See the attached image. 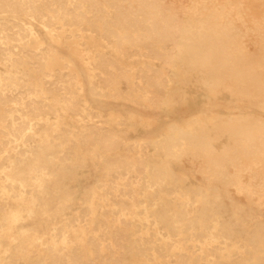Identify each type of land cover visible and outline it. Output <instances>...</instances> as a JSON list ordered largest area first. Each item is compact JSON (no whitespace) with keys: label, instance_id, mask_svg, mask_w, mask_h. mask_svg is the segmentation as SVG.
<instances>
[{"label":"bare ground","instance_id":"6f19581e","mask_svg":"<svg viewBox=\"0 0 264 264\" xmlns=\"http://www.w3.org/2000/svg\"><path fill=\"white\" fill-rule=\"evenodd\" d=\"M108 40L264 103V0H0V264H264V116L130 136L189 94Z\"/></svg>","mask_w":264,"mask_h":264},{"label":"rangeland","instance_id":"374dc122","mask_svg":"<svg viewBox=\"0 0 264 264\" xmlns=\"http://www.w3.org/2000/svg\"><path fill=\"white\" fill-rule=\"evenodd\" d=\"M43 39L45 41L44 51L48 56H50L53 51L58 49V47L48 38L43 37ZM98 46L114 61L120 63L125 69H127V67L133 66L138 67L141 63L147 61L151 62L164 73L166 80H155L154 84L143 82L141 88H137L138 91L140 90L143 94L149 96L150 100H158V103L163 105L162 103L166 100L167 95L172 88L178 89L180 91L185 90L189 94V96L184 99L183 104V113L185 116L179 115L181 107L177 105L173 111L164 110L160 119L156 120L151 129L146 127H137L136 130H134L135 132H130V136H162L168 129H171L173 125L178 127H187L188 125L200 127L212 119V117H215V115L230 119L243 117L250 114H254L259 117L264 116V103L261 101L248 98L226 88L211 89L204 87L201 82L205 77H207V74L200 68L194 70L184 69L178 71L174 66L169 65L164 61L150 60L141 56L136 50L133 49L128 51H117L115 48V42L112 40H108L105 43H99ZM59 51L62 55H69L67 49H59ZM78 70L83 72L80 65H78ZM126 72L127 75H131L129 71L126 70ZM178 82L179 84H177ZM118 87L123 91L135 87L134 79L122 77L119 79ZM210 99L219 100L222 102L223 107L219 108L215 112V115L210 118H207L204 115L195 117L194 114L201 112L205 102ZM109 108V105H103L102 107V114L104 115L105 119L108 117L107 113ZM92 112L96 113V110H92ZM39 129L42 130L43 128L41 127ZM84 185V181H79L78 193L82 194L84 192ZM19 263L29 264L23 261V259H21Z\"/></svg>","mask_w":264,"mask_h":264}]
</instances>
